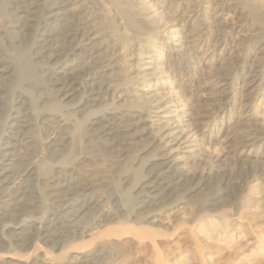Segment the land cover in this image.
Instances as JSON below:
<instances>
[{
    "label": "bare ground",
    "instance_id": "1",
    "mask_svg": "<svg viewBox=\"0 0 264 264\" xmlns=\"http://www.w3.org/2000/svg\"><path fill=\"white\" fill-rule=\"evenodd\" d=\"M250 16L243 0H0V264H264ZM82 127L88 150L69 148Z\"/></svg>",
    "mask_w": 264,
    "mask_h": 264
},
{
    "label": "rangeland",
    "instance_id": "2",
    "mask_svg": "<svg viewBox=\"0 0 264 264\" xmlns=\"http://www.w3.org/2000/svg\"><path fill=\"white\" fill-rule=\"evenodd\" d=\"M244 2H245V5H246V7H247V11L251 14V16H250V18L252 19V18H254V19H252V20H254L256 23H258V24H260V26H263L264 27V20H262L261 18V16H260V14L257 12V11H255V8L253 9L252 8V6H249L247 3H246V1L245 0H243ZM24 4H29L28 2H25ZM249 6V7H248ZM251 7V8H250ZM249 8V9H248ZM181 9V14H183L184 12H185V7L183 6L182 8H180ZM259 14V15H258ZM186 19L185 20H187L189 17L190 18H192V16H191V14L189 15L188 13H186L185 15H183ZM256 16H258V18L256 17ZM260 17V18H259ZM257 19V20H256ZM99 21L100 22H102V19L100 18L99 19ZM261 21H262V23H261ZM42 31V29H39V32H41ZM107 37V40H108V42L110 43V44H114L115 42H114V39L113 38H111V37H109L108 35L106 36ZM205 58H206V56H205ZM50 64H53L52 62L50 63ZM75 72V71H74ZM104 96H106V95H102L101 96V98H104ZM100 98V99H101ZM49 99V100H48ZM48 99H45V100H43V101H45V104H48L47 106H48V108H54V109H56L57 107L54 105V102L56 103V97H54L53 96V99H52V97L50 98H48ZM51 99V100H50ZM102 101L104 100V99H101ZM105 100H107V98H105ZM47 101V102H46ZM57 103H58V100H57ZM60 103V102H59ZM52 105H54L53 107H52ZM38 106V105H37ZM263 119H264V116L262 117ZM81 125V124H80ZM79 125V126H80ZM81 126H84L83 124L81 125ZM81 128V127H80ZM79 132H81V133H79ZM84 133V128L82 127V129H80V131H78L77 132V134L76 135H78V137L76 138V141H75V143L73 144V145H70L69 146V148H73L74 150H78V149H83L84 148V150H88V143H85V139L84 138H82L81 137V134H83ZM107 139H109V138H107ZM5 141V142H4ZM1 142L3 143V145H5L6 144V140H1ZM87 142V141H86ZM137 143L139 144V142L137 141L136 142V145H134V146H131V147H129L128 148V155H131V154H133L134 152H136V150L139 148V145H137ZM76 144V145H75ZM35 149H32V153H34V154H38V152H39V147H38V145H37V147L35 146L34 147ZM37 148V149H36ZM76 148V149H75ZM93 150H96L95 148L93 149ZM92 150V151H93ZM91 152V151H90ZM130 152V153H129ZM142 156H144V155H142ZM142 156H139V158L140 157H142ZM65 164L66 163H68L69 162V158L68 159H64V161H63ZM16 164V166H18L19 165V163H15ZM50 161H42L41 163H40V166H41V168H42V170H46V169H48V167H50ZM246 165V166H245ZM245 165H243V166H241V167H238V168H236V173H235V175L233 176V178H236V180H238L237 178H239V180H240V178H244L245 177V170L246 171H248L250 168H252V165L251 164H245ZM133 166V165H132ZM219 166V168H217ZM224 167V168H223ZM228 168L229 167H227V166H225V165H221L220 163L219 164H217L216 165V168H214V169H216V170H220V169H226V170H228ZM248 169V170H247ZM242 172V173H241ZM245 173V174H244ZM238 174L240 175V176H238ZM242 174V175H241ZM168 175V174H167ZM169 175H171V174H169ZM217 178V179H216ZM216 178H214L213 179V183H212V185L214 186H216V181H218L219 180V177H216ZM262 178H264V176L262 177ZM226 179H227V177H226ZM261 183H264V179L261 181ZM232 191H231V190ZM230 189H228V191L231 193V194H233V193H236V188H234V187H231ZM124 190V189H123ZM233 192V193H232ZM30 194V193H29ZM106 199V198H105ZM105 201V200H104ZM103 201V202H104ZM107 201H108V203L109 204H113V205H116V206H120V205H122L123 204V198H122V196L120 195V194H118V193H110V195H108V197H107ZM81 203V204H80ZM78 205L80 206V205H82V203L83 202H80ZM101 204V203H100ZM100 204L98 205V206H100ZM75 206L74 208H77V207H79V206ZM94 205H95V203L94 202H92V203H89L88 204V206L85 208V209H83L82 210V212H80V213H82L81 215H80V213H79V217L78 218H76L77 220H79V218H81V216L83 215V214H85V212H87L88 211V209L89 208H94ZM98 206L96 207V208H98ZM73 208V209H74ZM76 220V221H77ZM75 223V221H69V222H66L65 223V225L67 224V225H72V224H74ZM164 224L165 223H167V221L166 220H164V222H163ZM33 236L34 235H36V233L35 234H32ZM32 235H29V236H32ZM259 239H261V236H258L257 237V242H256V239L254 240V238H252L251 239V234H250V241L252 242V245L250 246V248L251 249H254V250H258V251H264V237H262V242H261V240L259 241ZM250 242V243H251ZM255 242V243H254ZM238 256V257H237ZM239 256H240V258H243V256H244V254H240V252L239 253H237L236 254V256L235 257H237V258H239ZM242 256V257H241ZM46 263H51L52 264V262H49V261H47L46 260Z\"/></svg>",
    "mask_w": 264,
    "mask_h": 264
}]
</instances>
